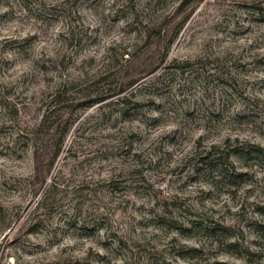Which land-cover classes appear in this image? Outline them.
<instances>
[{"label":"rangeland","instance_id":"obj_1","mask_svg":"<svg viewBox=\"0 0 264 264\" xmlns=\"http://www.w3.org/2000/svg\"><path fill=\"white\" fill-rule=\"evenodd\" d=\"M259 148L264 0H0V264H264Z\"/></svg>","mask_w":264,"mask_h":264},{"label":"trees","instance_id":"obj_2","mask_svg":"<svg viewBox=\"0 0 264 264\" xmlns=\"http://www.w3.org/2000/svg\"><path fill=\"white\" fill-rule=\"evenodd\" d=\"M141 75L142 74H138V75L128 79L125 83H123L121 86H118L117 88L108 87L103 91V93H97L96 92V93L84 95V96H82V98H80V100L82 99L81 105H83L84 107H90V106H92L98 102L103 101L106 98L118 95L119 93L126 90V88H128V87L132 86L134 83H136L137 80L141 77ZM61 101H63V100L61 99ZM59 103H60L59 95L55 94L52 96L49 105H52L54 107H58ZM57 151L54 153V155L50 161V164H52V162H53V160L57 154ZM256 151L259 153V155L264 156V150H262L261 148L256 149ZM222 153H224L223 150H219L218 147H216V146H211L210 150L205 152V155L203 158L205 160H203V161H205V163H207L206 160L209 159V161L211 160V162H212V156L214 157V156H216V154H218V155H220V158L219 157L214 158L215 165L216 166L217 165L225 166L226 163L224 162V159L227 157V155L225 157H223ZM211 162H209V163H211ZM50 164L48 166H50ZM2 229H4V227L0 228V234H1Z\"/></svg>","mask_w":264,"mask_h":264}]
</instances>
